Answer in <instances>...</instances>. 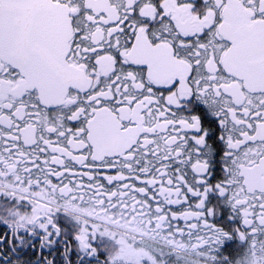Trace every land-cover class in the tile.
<instances>
[{
    "label": "snow or ice",
    "instance_id": "1",
    "mask_svg": "<svg viewBox=\"0 0 264 264\" xmlns=\"http://www.w3.org/2000/svg\"><path fill=\"white\" fill-rule=\"evenodd\" d=\"M102 211L264 264V0H0V264H122Z\"/></svg>",
    "mask_w": 264,
    "mask_h": 264
},
{
    "label": "flooded vegetation",
    "instance_id": "2",
    "mask_svg": "<svg viewBox=\"0 0 264 264\" xmlns=\"http://www.w3.org/2000/svg\"><path fill=\"white\" fill-rule=\"evenodd\" d=\"M100 215L109 223L116 225L105 230V234L115 238L116 244L119 245L115 250V259L122 264H158L155 255L156 245L153 243L155 236L149 231L147 221L141 219L139 214L129 216L127 219L125 218L127 214H116L118 218L115 221L106 211H102ZM105 244L109 248L114 247L111 239L106 240Z\"/></svg>",
    "mask_w": 264,
    "mask_h": 264
}]
</instances>
